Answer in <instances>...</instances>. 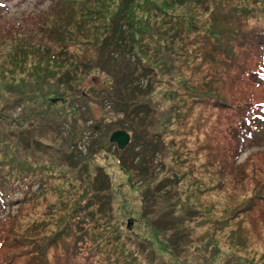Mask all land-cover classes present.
<instances>
[{
  "label": "rangeland",
  "instance_id": "1",
  "mask_svg": "<svg viewBox=\"0 0 264 264\" xmlns=\"http://www.w3.org/2000/svg\"><path fill=\"white\" fill-rule=\"evenodd\" d=\"M151 1L153 5H162V0ZM242 1L207 0L204 5L190 4L184 11L179 9L178 12H186L183 14L197 20L188 24L190 34L182 43L194 39L200 30L224 28V16L230 13L223 12L222 7L227 9ZM119 4L120 0H67L57 8L33 12L31 21L22 22L18 30L24 13L8 12L0 3V75L4 74L7 81L24 80L38 64L39 76L28 81L33 89L40 90L39 94L31 93L38 97L37 108H29L27 113L34 114L21 127L16 129L11 120L0 121V128L13 142L5 154L0 143V163L22 159L27 177L16 203L3 212L0 209V264H72L69 247L76 221L67 220L76 208L82 211L79 225L88 230L92 245L96 241L102 252L93 245L96 257L91 264H234L242 260L241 264L245 261L264 264V201H255L251 204L254 208L248 210L250 200L264 195V134H260L264 130H257L258 134L247 145L235 144L217 124L219 120L222 124L228 121V112L194 106L193 116L202 113L203 117L198 122L191 121L184 129L170 121L165 140L150 149L149 158L140 157L139 172L125 171L119 165L118 156L124 148H118L110 138L114 132L124 130L122 118L115 113V105L109 108L93 99L99 95L104 81L94 49ZM150 14L157 13L151 10ZM38 16L42 20L37 21ZM56 21L71 22L59 42L60 45L65 42L63 46L49 37L53 31L51 22ZM11 25L14 29L6 27ZM197 41L183 46L181 53L186 54V61L193 49L199 52L203 49L205 42L201 37ZM33 48H42L38 58L33 55ZM17 53L22 57L12 66L8 58ZM53 55L59 58L50 59ZM202 61L200 57L191 66L199 68ZM72 62L86 73L78 91L90 94L91 98L87 101L75 98L78 105H73L70 98L67 100L70 104L60 101L52 105L50 99L67 88L68 92L73 90L74 80L67 88L62 84L71 79V75H63L74 70ZM205 76L206 71L199 68L194 78L203 81ZM256 78L264 81L261 76ZM256 82L251 80L248 84ZM259 83V87H249V95L255 101L264 100V84ZM57 84L62 90L55 89ZM173 93L178 95V106L185 104L183 91ZM9 107L14 112L18 105ZM75 110L82 112L80 120L69 143H63L62 137ZM159 123L156 120V125ZM28 124L35 127H27ZM23 127L27 130L20 134L18 129ZM99 128H102L101 142L87 154L90 150L85 151L83 144L77 142L81 130L91 136V130ZM146 135V130L139 129L138 137ZM221 135L236 150L227 158V164L235 167L233 172L225 171L226 164L221 163L226 158L218 142ZM96 140L93 138L92 143ZM83 141L88 140L84 137ZM85 146L90 149L87 143ZM13 149L22 152L18 155ZM72 151L77 153L75 159L70 156ZM98 178L106 180L104 189L102 185L96 188ZM90 197V204L79 208ZM224 219L228 221L225 223ZM65 223L69 225L64 226ZM226 224L228 228L224 227ZM63 227L67 234L59 239L57 233ZM215 245L220 247L219 253ZM230 245L236 248L232 254L228 252ZM203 246L208 251L199 253L197 248L200 251Z\"/></svg>",
  "mask_w": 264,
  "mask_h": 264
},
{
  "label": "trees",
  "instance_id": "2",
  "mask_svg": "<svg viewBox=\"0 0 264 264\" xmlns=\"http://www.w3.org/2000/svg\"><path fill=\"white\" fill-rule=\"evenodd\" d=\"M65 1L67 0H10V2L0 1V3L4 8H7L8 12L20 10L24 13L23 20L18 22V30H20L22 22L31 21L33 12L57 8ZM135 1L120 0V4L117 5L118 11L114 17L110 18L105 35L94 49L95 54H98L99 68L104 76V81L98 91L99 95L93 99L98 105L107 104L110 108L109 105L112 104L117 107L115 113L121 116V126L124 129L118 131H125L130 138L129 143L118 156L122 169L139 172L140 157L146 155V158H149L151 150L157 146L158 142L165 140L164 137L168 135L166 127L172 124L170 121L177 124L179 126L177 128L183 129L189 126L191 121L198 122L203 114L198 113L193 116L192 108L194 106L228 112L229 118L225 124H222L220 120L217 121L218 126L224 129L226 137H230L235 141V144L239 145H247L248 141L251 142L255 134H258L257 130H264V100L255 101L249 95L250 86H258L259 82L264 84V81L256 78V76L264 78V62L262 64V60H264V0H243L242 4L236 2L227 9L222 7L223 12L230 13L224 16V28L211 31L200 30L198 36L184 43L181 40L190 34L188 24L197 23V20H195L196 17L183 14L186 12H178L179 9L184 11L190 4L204 5L207 4V0H175L174 2L162 0L161 6L153 5L151 0H143L141 3L138 1L135 3ZM151 10L157 14H152V16ZM40 20L42 18L38 16L37 21ZM70 26V21L60 24L57 21L51 22L53 31L49 33V37L60 45L59 42L62 41L63 35L67 33ZM6 27L14 29L13 25ZM199 37L205 42L203 49L201 52L196 48L193 49L192 54L187 55L189 61H186L184 59L186 54L181 53L183 46H187L185 44H189V42H196ZM175 40L177 41L175 42ZM64 44L65 42L60 46ZM33 50V55L37 58L42 53V48H33ZM172 50L178 53H174ZM58 54L60 55V52ZM69 56L74 57V54ZM21 57L22 55L18 53L10 55L9 64L16 66L17 60ZM200 57L203 61L199 68L206 71L203 81H197L194 78L199 73V68H196V65L191 66V63ZM49 58L54 60L59 57L53 55ZM37 65L30 70L24 80L7 81L4 74L0 75V121L11 120L16 125V129L34 114L27 113L29 108L34 106L37 108L38 97L31 93L39 94L40 90L33 89L31 82L28 81L39 76ZM72 65L74 70H67L63 75V77L71 75V79L62 82V84L67 88V85L72 86L71 81L74 80L73 90L68 92L67 88L58 97L50 99L52 105H56L60 101L70 104L67 101L69 98L73 105H78V100L87 101L91 98L90 94L86 93L87 96L85 92L82 93V90L78 91L86 73L80 66H76L74 63ZM47 76V74H43L44 79H48ZM251 80L257 81L256 84L249 85L248 82ZM58 85L55 89L62 90ZM180 90L183 91L185 104L178 106L179 101L176 100L178 95L173 91ZM8 95H10L9 99ZM83 96L87 99L82 98ZM11 104L18 105L14 112L9 109ZM83 104L85 107L86 103ZM236 110H241V112L236 113ZM72 111L74 114L73 109ZM80 113L82 112L75 110L72 121H68L69 126L62 137L63 143H69L71 140L80 120ZM55 114L59 117L57 111ZM156 120L160 122L158 125H156ZM27 127L35 126L28 124ZM27 127L18 129L19 133L25 134ZM101 129L91 130V136L86 134L85 129L81 130L82 136L80 135L77 142L83 144L85 151L90 150L87 154H91L92 148L101 142L103 137ZM139 129L146 130L147 135L142 138L138 137ZM155 132L157 133L154 134ZM260 134L263 135L264 131ZM223 135L218 139L221 152H224L226 156L221 163L222 165L226 164L225 171L233 172L235 167L231 163L227 164V158L236 150L230 148L222 140ZM84 137L87 138V142L83 141ZM95 137L97 138L96 143H92ZM32 141L30 140V142ZM0 143H3L1 146L3 154L13 143L8 138L7 132L1 128ZM86 143L87 146L90 145V149H87ZM13 150L18 155L22 152L17 149ZM70 156L75 159L77 153L72 151ZM24 168L25 165L20 158L15 162L0 163L1 212L7 206H13L17 198L22 195L21 192L27 178ZM105 181V179L101 181V178H98L96 183L98 187L96 188L99 189V186L102 185L104 189ZM90 200L91 197L79 208L88 206ZM255 201H264V195H258L250 200L248 210L254 208L251 204ZM77 210L78 208L71 212L67 220V222H72V219L76 221V227L70 238L69 253L72 254V264H91L96 257L93 245L99 253L102 252L99 249L100 245L95 243L96 241L92 245L88 237V230L79 225L81 221L78 217L82 211ZM227 221V219L223 220L225 223ZM66 225L69 223H65L64 226ZM228 226L229 224L224 225L225 228ZM66 234V229L63 227L58 231L57 237L60 239ZM214 247L219 253L220 247L218 245ZM234 249L236 248L230 245L229 254H232ZM197 251L203 253L208 250L203 246L200 251L197 248ZM223 254L225 253L223 252ZM203 260L207 262L208 259L203 258ZM242 262L243 260L235 261L234 264ZM244 264H254V261H245Z\"/></svg>",
  "mask_w": 264,
  "mask_h": 264
},
{
  "label": "water",
  "instance_id": "3",
  "mask_svg": "<svg viewBox=\"0 0 264 264\" xmlns=\"http://www.w3.org/2000/svg\"><path fill=\"white\" fill-rule=\"evenodd\" d=\"M111 140L115 142L118 148H124L129 140V136L124 131H116L111 135ZM130 225V220L127 222V227Z\"/></svg>",
  "mask_w": 264,
  "mask_h": 264
}]
</instances>
